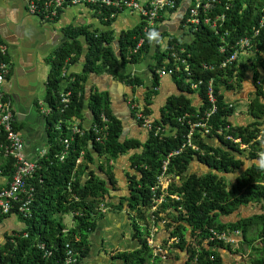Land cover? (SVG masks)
Instances as JSON below:
<instances>
[{
  "label": "trees",
  "instance_id": "trees-1",
  "mask_svg": "<svg viewBox=\"0 0 264 264\" xmlns=\"http://www.w3.org/2000/svg\"><path fill=\"white\" fill-rule=\"evenodd\" d=\"M263 7L264 0H220L216 4L215 14L225 13L226 19L219 24L218 34L208 25H202L201 29L189 28L188 31H184V35H188L189 39L181 42L172 37L166 48H162L160 40L154 42L155 36H149L136 53L132 50L143 35L142 27L137 25L117 35L111 27L115 18L111 17L109 8L99 12L101 22L106 27L104 29L83 26L68 28L66 32L70 39L57 48L49 58L50 70L44 95V99L52 108L46 118L48 148L46 154L40 158V168L28 180L35 190L33 215L28 218L20 216L26 224L25 228L12 236H7L6 242L0 245V264H66L64 248L66 242H70L77 253L78 261L75 264H80L91 249V233L106 216L101 208L105 199H109L106 203L108 207L117 210L127 207L131 218H134L133 229L139 240V245L133 249L115 251L108 264H151L153 259L154 263L160 264L147 240V235H150V224L151 222L155 224L152 216L156 220L166 221L164 227L170 230V237L179 238L174 247L188 251L189 257L185 264H224L217 251L200 245L201 241L209 236L211 227L240 228L243 231L242 247L251 249L250 264H264V211L236 222H224L221 219L222 215H229L242 205L264 202V121L261 120L264 117V77L255 81L258 95L249 103V113L255 120L247 126L234 125L230 121V116L236 110L235 104L232 103L230 106V102L225 101L220 90L221 86L227 89L240 88L245 64L240 63L238 67L233 68L219 67L229 54L219 51L223 44L222 36L227 40L247 36L251 39L253 50L260 59L259 64L264 69ZM82 37L88 44L83 70L68 73L67 69V75L62 76L68 61H77L82 54ZM116 40L119 42L118 48ZM182 48L185 49L184 56L196 73H202L204 80L214 78L219 107L210 119L213 134L208 135L206 139H194L199 149L190 146L180 149L185 142L183 135L185 127L177 118L187 113L204 112L208 104L204 94H202L204 103L198 109L184 95L169 98L156 124L169 123L177 128V132L163 138L149 133L142 151L130 155V166L133 171L127 172L129 194L115 203L108 182L94 170L89 169L94 162L92 154L98 152L99 155H105V163L108 166L110 160L139 148V145L131 139H122L121 121L110 109L108 92H93L88 99L86 98L85 91L90 74L105 72L117 77L126 85L133 87L145 85L147 78L135 74L132 71L133 64L152 58V64L150 63L152 79L144 96L145 113L151 115L152 100L158 91L154 88L160 82L156 69L163 67L169 69L180 64L169 53L180 52ZM204 62L215 64L217 67L213 71H203L199 67ZM130 64L132 68L125 74L123 70L130 67ZM256 64L258 65L254 63L253 67ZM234 69H238L237 73H234ZM172 76L183 93L193 92L184 73L176 71ZM63 90L71 91V102L65 112L61 113L60 95ZM86 104L96 116L95 120L100 119L101 110L109 117L107 129L101 132L104 138L102 141L96 140L92 128L86 129L83 134H73L67 129V124H64L62 131L55 130V122L60 118L76 117L83 121ZM133 113L135 114V111ZM229 124L232 127L227 132L239 138L241 140L239 143L226 139L224 134L216 133L217 128H224ZM80 126L83 128L82 122ZM14 127L17 130L22 129L17 118ZM212 137L217 138L219 143L208 142ZM65 139L70 141V152L65 160L61 161L57 155L65 148ZM6 142L7 135L2 131L0 143ZM241 144L247 147L243 148ZM82 150L83 159L76 162ZM176 150L179 152L172 157L169 171L180 175V183L174 182L166 190L153 191L152 186L156 183L162 161L169 152ZM245 150L248 151L247 157L250 159L247 166L243 158V155H246ZM195 158L207 165L209 170L202 173L190 172V163ZM14 161V158L5 156L4 151L0 149V174L7 180L14 174ZM104 166V162L100 163L101 168ZM235 170H239L240 173L236 182L229 184L226 174ZM109 175L112 178V174ZM69 182L71 187H68ZM112 182L115 186V180ZM161 196L164 200L152 210L157 204L154 199ZM61 214H73L74 223L68 232L63 230L66 224L62 221ZM0 216L9 215L0 212ZM188 225L192 227L197 247L187 241ZM258 239L261 243L256 245ZM163 243H167V240ZM41 244H44V247ZM210 245L223 243L212 241ZM46 249L51 250L48 256L45 255ZM179 254L177 252V257ZM211 255L214 256L213 259L210 258Z\"/></svg>",
  "mask_w": 264,
  "mask_h": 264
},
{
  "label": "crops",
  "instance_id": "crops-1",
  "mask_svg": "<svg viewBox=\"0 0 264 264\" xmlns=\"http://www.w3.org/2000/svg\"><path fill=\"white\" fill-rule=\"evenodd\" d=\"M32 1L37 0H0V41L6 43L10 49L11 71L4 84V89L12 98L17 119L22 125L21 132L25 140V154L29 158H36L39 154L44 153L48 147L47 122L40 111L38 101L41 98L39 99L38 96L40 94L45 95L46 92L50 56L67 39H70V35L66 32L68 28L83 26L90 29H104L106 27L101 22L100 13L83 3L72 4L63 9H58V15L54 17L47 12H31L30 3ZM40 1L42 2V0ZM193 1L195 0H182L176 12L166 15L165 20L160 25L161 45L168 44L172 37L178 36L181 32L183 25H185V21L182 20L183 16L186 9L193 4ZM138 20L139 15L136 11H123L116 16L111 27L118 35L123 31L134 28ZM83 38L82 54L77 61H68V73L81 72L84 68L88 44ZM241 61L245 64V70L240 88L227 89L221 86L220 90L225 101L234 103L235 107L238 99L246 100L250 103L252 99L257 97L258 89L255 81L264 77V69L259 64V56L251 53L249 57H244ZM150 63L151 58L149 60L145 59L140 63L134 64L135 68L132 69L135 74L147 78L145 79V85L134 87L126 84L122 85L120 83L121 80L111 74L92 72L86 86V98L87 91L91 93L108 92L110 109L116 118L121 121L122 139H131L139 145V148L129 150L127 155L120 156L114 161H109L108 166L105 163V155H99L98 152H93L92 154L94 162L89 169L94 170L96 174L104 178L110 187L112 185L114 187L112 180H115V187H112L113 201L115 203H118L124 195L129 194L130 188L126 175L127 171L131 173L133 171L130 166V155L136 151L141 152L149 137V132L136 120L129 104L134 99L144 103V96L148 91L147 87H150L151 83L148 79L152 76ZM254 63H258V65L256 64L253 67ZM131 68L132 65L130 64V67L122 70L127 74ZM181 95L188 98L197 109L204 103L201 92L183 93L178 88L177 82L172 75L167 73L162 75L157 94L153 97L151 104L152 116L156 119L160 118L161 110L165 107L169 98ZM33 105L37 109L38 114L33 112ZM84 111L85 119L83 124L88 127L91 125L93 119L91 116L93 114L87 108H84ZM254 120L255 118L249 113V107L247 112L240 110L237 113L235 110L234 114L230 116V121L234 125L247 126ZM261 120L264 121V117ZM76 123H79V119L73 120V124ZM208 142L218 144L219 140L212 137ZM194 161L199 162L204 172L209 170V167L197 158ZM102 162L105 164L103 168L100 167ZM191 163L190 172L202 173L201 171L190 169ZM245 164L247 166L248 162ZM239 170L226 174L229 184L236 182L241 171ZM109 173L112 174V178ZM6 182H8L7 178L0 174V187L4 186ZM176 182L180 183V180ZM262 211H264V202L242 205L231 214L222 215L221 219L224 222H236L239 219L253 216ZM105 213L104 219L100 221L97 229L90 235L92 245L88 256L84 260L90 262V264H108L115 251L133 249L139 245V240L135 236V231L131 225V215L126 208L117 210L110 206ZM63 221L68 227L72 219L70 216L69 218H64L63 216ZM25 226L26 224L19 215L0 216V245L6 242L7 236H12L15 232L25 228ZM161 233L162 230L160 229L158 235ZM236 239L237 243L233 247L226 244L212 247L218 252L224 264H250L251 249L246 246L242 247L243 235L242 237L236 236ZM258 243H261L260 239L256 241V245ZM245 248H248L247 253H245ZM179 253L180 258L177 257L179 258L178 260L170 258L168 264H184L185 253Z\"/></svg>",
  "mask_w": 264,
  "mask_h": 264
},
{
  "label": "built area",
  "instance_id": "built-area-1",
  "mask_svg": "<svg viewBox=\"0 0 264 264\" xmlns=\"http://www.w3.org/2000/svg\"><path fill=\"white\" fill-rule=\"evenodd\" d=\"M182 0H40L32 1L30 3L31 12H47L52 16H56L58 9L64 7L65 5L83 3L89 5H95L100 8H113L111 11V17L115 18L119 11L132 10L136 11L139 15V20L137 25L142 27V36L139 38L138 43L133 48V52H138L143 46L147 37L152 32L158 34L160 23L165 20L166 15L174 13L181 3ZM220 0H195V2L187 10V18L185 19V26L194 29H201L202 25H209L217 34L219 32V24L226 19L225 13L215 14L216 4ZM264 11V8H263ZM257 33V31H256ZM227 34V33H226ZM156 36V35H155ZM222 45L219 47V51L222 53L229 52L226 58L219 64L220 68H233L238 65L235 64L241 53H247L251 47V39L247 36L234 38L233 40H227L222 36ZM185 49L182 48L180 52L173 51L169 53L171 57L175 58L180 64H176L175 67L167 69L166 67L157 68L156 72L161 77L164 74L173 75L176 71H181L190 83V88L194 90H201L203 87V94L206 97V104H208L207 109L204 112L197 111L192 114H183L177 119L185 127V132L183 133L185 142L182 148L187 146L193 149H199L197 143L194 139L208 138V135L213 134V126L210 123L211 117L218 111V95L216 92V86L214 83V78L209 77L208 80H204L202 73H196L194 68L190 66L187 58L184 56ZM10 49L9 46L0 41V133L3 131L7 135V142L5 144L0 143V149L5 153V156L14 158L15 171L10 180L0 187V212L3 214H11L13 211L23 217H31L33 215L32 204L34 201V187L28 182L30 178L33 177L37 169L40 168V158L46 154H39L36 158H29L25 154V140L22 132L14 127V122L16 120V112L13 100L5 92L4 84L8 75L11 71V63L8 59ZM188 57L190 54L187 55ZM217 65L212 63L204 62L201 68L203 71H213ZM237 72V69H234ZM67 75V70L63 71V75ZM154 89L158 90V86ZM61 106L60 112H65L66 108L71 102V91L63 90L60 95ZM40 111L44 116L45 120L47 116L51 113L50 104L41 99L38 101ZM232 106V103H229ZM131 107L135 111V118L137 121L141 122L143 126L151 131L154 136L162 137L169 131L175 132L177 128L170 124H154V120L149 114L145 113L144 106L138 101L132 100ZM144 111V112H143ZM98 120L92 122L87 128H92L96 134V140L102 141L104 138L101 135L103 129H107V124L109 123V117L104 110L99 113ZM79 118L73 117L72 119L60 118L55 122V130L62 131L64 124H67V129L71 130L73 134L81 133L83 134L86 127L81 128L79 123L73 124V120ZM232 125H227L224 128H217L216 133L221 135L224 134L226 139L233 140L235 143L240 142L239 138H235L229 131ZM70 141L64 140L65 148L62 152L57 155L58 158L63 161L68 156L70 152ZM179 150L169 152L166 158L163 160V167L161 173L158 175V184L168 185L170 182L179 180L180 176L176 174H168V165L171 158L177 154ZM84 151L80 152L79 157L76 162H80L83 159ZM158 187V185H156ZM65 231V230H64ZM239 231L231 230H218L215 228L210 229V235L208 238L201 242V245L206 247L209 246L210 241H218L228 245H234L237 243L235 235ZM153 240L150 241L152 243ZM65 263L75 264L78 261V256L76 251L70 242L65 243ZM154 253L158 254L164 264L169 258L168 250L164 248L161 242L156 244ZM50 254V252H46ZM211 259L214 258L213 255L210 256Z\"/></svg>",
  "mask_w": 264,
  "mask_h": 264
},
{
  "label": "clouds",
  "instance_id": "clouds-1",
  "mask_svg": "<svg viewBox=\"0 0 264 264\" xmlns=\"http://www.w3.org/2000/svg\"><path fill=\"white\" fill-rule=\"evenodd\" d=\"M182 2V1H181ZM195 1H193V3H194ZM181 4V3H180ZM180 4H179V7H180ZM72 5V4H71ZM85 5H88L91 9H93V10H95V11H97V12H100V11H103V9H106V8H100V7H98V6H95L94 5V7H96V8H98L97 10L95 9V8H92L91 6H93V5H89V4H85ZM67 6H69V5H65L64 7H62V8H60V9H63V8H65V7H67ZM264 8V7H263ZM111 11L112 10H114L113 8H109ZM187 10L188 9H186V12H185V14H184V16H183V21H185V19L187 18ZM31 11V10H30ZM124 11V10H123ZM123 11H119L118 13H117V15H119L120 13H122ZM176 12V11H175ZM57 15H58V13H57ZM56 15V16H57ZM56 16H54V17H56ZM105 18V17H104ZM116 18V17H115ZM163 22V21H162ZM161 22V23H162ZM161 23H160V25H161ZM137 26V25H136ZM209 26V25H208ZM188 31V28L185 26V25H183V27H182V30H181V32L178 34V36H174V37H178L177 39H179V41H181V42H183L184 40H187V39H189V38H187L188 37V35H184V31ZM219 33V32H218ZM161 33H160V26H159V32H158V34H156L155 32H152L150 35H152V36H155L154 38V42L156 41V40H161L160 39V37H161V35H160ZM217 34V33H216ZM171 40H172V38H171ZM252 42V41H251ZM162 44V43H161ZM160 44V45H161ZM169 44V43H168ZM168 44H166V45H161L162 46V48H166L167 46H168ZM249 50H252V52L256 55V53H255V51L253 50V46H252V44H251V47H250V49ZM248 50V51H249ZM241 54H243V53H241ZM240 54V55H241ZM246 55H244L245 57H249V55L251 54H247V53H245ZM240 55H239V59H238V61L236 62L237 63V65L238 64H240V63H242V61H241V59H240ZM8 59H9V55H8ZM149 60V59H148ZM10 61V60H9ZM151 61H152V58H151ZM136 64V63H135ZM133 66H134V68H135V65L133 64ZM238 67V66H237ZM68 68L66 67V70H67ZM238 70V69H237ZM133 71V70H132ZM234 71V70H233ZM134 72V71H133ZM235 73V72H234ZM237 73V72H236ZM152 75V74H151ZM148 79H150V81H151V79H152V76L150 77V78H148ZM123 84H125L124 82H123ZM142 86V85H141ZM223 87V86H222ZM202 90H203V87H202ZM197 90H194L193 89V92H196ZM198 92H201L202 94L204 93L203 91H201V90H199ZM42 99V98H41ZM40 99V100H41ZM44 99V98H43ZM45 100V99H44ZM135 101H138L137 99H134ZM131 102L132 101H130V109L134 112V110L132 109V107H131ZM139 102V101H138ZM140 103V102H139ZM143 106H144V103H141ZM144 108H145V106H144ZM16 112V111H15ZM151 117H152V119L154 120V124H156V118H154L153 116H152V114L150 115ZM134 117H135V114H134ZM16 118H17V116H16ZM95 119H96V116L95 115H93V119H92V122L93 121H95ZM159 119V118H158ZM82 123H83V121H81ZM92 122H91V124H92ZM139 122V121H138ZM139 123H141V122H139ZM159 124H162V125H167V124H163V123H158V125ZM169 124V123H168ZM141 125H143L142 123H141ZM171 125V124H170ZM83 126H84V124H83ZM172 126H174V125H171V127ZM144 127V126H143ZM145 128V127H144ZM86 129H89V128H87L86 127ZM146 129V128H145ZM147 130V129H146ZM148 131V130H147ZM149 133H152L151 131H148ZM177 132V130L175 131V132H172V131H169L168 133H166V134H164L162 137H159V138H163L164 136H167V135H171V134H175ZM154 135V134H153ZM239 143V142H238ZM242 146H245L244 148H246L247 146L246 145H244V144H241V147ZM48 148V147H47ZM47 150V149H46ZM246 153V155L244 154L243 155V158L244 159H246V161H245V163L246 162H250V159H248V157H247V154H248V151H246L245 152ZM128 153H125V154H122L121 156H123V155H127ZM246 156V157H245ZM166 158V157H165ZM106 159V158H105ZM172 159V158H171ZM111 161V160H110ZM114 161V160H113ZM170 163H171V161H170ZM170 163H169V165H168V174H171V175H173L174 174V172H171V171H169V166H170ZM162 167H163V161H162V164H161V167H160V170H159V173H158V175L161 173V171H162ZM127 172H130V171H127ZM158 175H157V178H156V183H155V185L154 186H152V190L153 191H155V190H160V191H162V190H166V189H169V187H170V185L172 184V183H174V182H176V181H173V182H170L168 185H164V186H162V184H158ZM127 176V175H126ZM180 176V175H179ZM179 180H180V178H179ZM128 181V180H127ZM109 184V183H108ZM156 185H158V187H156ZM68 187H71V183L69 182L68 183ZM109 187H110V185H109ZM112 187H113V185H112ZM110 187L111 188V192H112V190H113V188L115 187ZM127 195V194H126ZM174 197H176V198H179V196H177V195H174ZM156 202H157V204L152 208V210H154V209H156V207H158V205L161 203V201H163L164 200V198L161 196V197H158V198H155L154 199ZM109 202V199H105L104 200V202L101 204V208H102V210L104 211V212H106L107 211V208L109 209V207L106 205V203H108ZM124 208H126L127 209V207L125 206ZM128 210V209H127ZM128 212H129V210H128ZM12 214H16V215H19V214H17V213H15L14 211L11 213V214H8V215H12ZM129 214H130V212H129ZM19 216H21V215H19ZM69 216L71 217V219H72V221H70L69 222V224H68V227L70 228L72 225H73V223H74V217H73V214H69ZM61 219H62V221H63V214H61ZM152 220H154V223L155 224H153V222H151V226H150V235L148 236L147 235V240H148V244L153 248V254H154V256H156L158 259H159V263L160 264H164L162 261H164V260H162V258L158 255V254H155L154 253V249H155V247H156V244L158 243V242H161V244H163L164 245V248H166L167 250H168V254H169V258H168V260L166 261V263L165 264H168V261H169V259L171 258V253H176V255H177V252H183V253H185V257H186V259H185V262H184V264L186 263V261L188 260V257H189V255H188V251L186 250V249H184V250H180L179 248H177V247H174V244L175 243H177V242H179V238L178 237H170V230H167V229H165V227H164V224L166 223V221H164V220H156L153 216H152ZM64 222V221H63ZM161 225V226H160ZM68 227H66L65 229H63V230H65L64 232H68V230H70ZM211 228H214V227H211ZM210 228V229H211ZM162 230V233L160 234V235H158V233H159V230ZM191 229H192V227L191 226H189L188 225V231H187V241L188 242H190L191 244H192V246H194V247H197L198 245H197V243H196V237L195 236H193L192 235V231H191ZM210 229H209V235H210ZM215 229H217L216 227H215ZM218 230H231V231H235V230H238L239 231V233L238 234H236L235 235V238H236V236H241L242 237V235H243V231L240 229V228H225V229H218ZM159 236H161L160 238H159ZM209 237V236H208ZM208 237H205L203 240H205L206 238H208ZM151 240H153V242L152 243H150V241ZM165 240H167V243H163ZM202 240V241H203ZM201 241V242H202ZM212 241H210V243H211ZM210 243H209V248H211V249H213V247L212 246H214V245H210ZM220 243H222V242H220ZM225 243H223V245H224ZM201 245V244H200ZM226 245H228V244H226ZM234 245H236V244H234ZM234 245H228V246H234ZM41 246L42 247H44V244H41ZM46 252H50V254H51V250H48V249H46L45 250V255H50V254H46ZM179 256H180V254H179ZM154 259L152 260V263L151 264H156V263H154ZM84 262H86V261H82L80 264H83ZM77 263V262H76Z\"/></svg>",
  "mask_w": 264,
  "mask_h": 264
},
{
  "label": "rangeland",
  "instance_id": "rangeland-1",
  "mask_svg": "<svg viewBox=\"0 0 264 264\" xmlns=\"http://www.w3.org/2000/svg\"><path fill=\"white\" fill-rule=\"evenodd\" d=\"M124 11H127V10H124ZM250 53H252L253 55H255L253 52H252V50H249V51H247V54H250ZM244 55H246L245 53H243V54H241L240 55V59H243L245 56ZM44 96V94H40L38 97H39V99L40 98H42ZM236 103H237V105H236V112L238 113L240 110H242L243 112H247V110H248V107H249V103L246 101V100H236ZM35 114H38L37 113V109L34 107V111H33ZM20 132H21V130H20ZM243 148L245 147V146H242ZM245 151H247V150H245ZM202 166L199 164V162H197V161H194V162H192L191 163V168L190 169H192L193 171H201V172H204V169H202L201 168ZM64 216V218H69V214H64L63 215ZM133 221H134V218L132 217L131 218V225H132V227H133ZM17 222H18V220H17ZM134 228V227H133ZM248 252V248H245V253H247ZM185 256V255H184ZM171 258H173V259H179L180 258V256H179V258H177V256H176V253H171Z\"/></svg>",
  "mask_w": 264,
  "mask_h": 264
},
{
  "label": "water",
  "instance_id": "water-1",
  "mask_svg": "<svg viewBox=\"0 0 264 264\" xmlns=\"http://www.w3.org/2000/svg\"><path fill=\"white\" fill-rule=\"evenodd\" d=\"M119 35H120V33H119ZM118 46H119V42H118V40H116V48H118ZM120 83L123 85L122 81H120ZM90 95H91V92L87 91V99L89 98ZM33 107H34V105H33ZM85 108H87L90 111V113L94 115L93 111L91 109H89L88 104L85 105ZM33 111H34V108H33ZM91 117L93 118V116H91Z\"/></svg>",
  "mask_w": 264,
  "mask_h": 264
}]
</instances>
